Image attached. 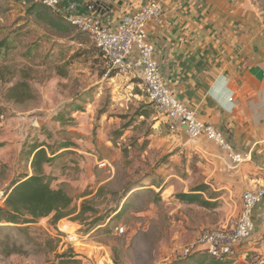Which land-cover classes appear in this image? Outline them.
<instances>
[{"label": "rangeland", "instance_id": "1", "mask_svg": "<svg viewBox=\"0 0 264 264\" xmlns=\"http://www.w3.org/2000/svg\"><path fill=\"white\" fill-rule=\"evenodd\" d=\"M30 3L0 0V40L9 43L0 50V191L31 173L32 144L59 153L68 142L43 172L75 212L0 230V264H173L204 250L206 232L230 231L242 194L261 177L173 125L146 98L138 71L108 70L86 34L28 14ZM15 82H25L30 97L6 99ZM200 184L209 188L204 198L216 193L212 206L177 198ZM257 207V229L230 264H264V198ZM69 233L76 242H66Z\"/></svg>", "mask_w": 264, "mask_h": 264}, {"label": "crops", "instance_id": "2", "mask_svg": "<svg viewBox=\"0 0 264 264\" xmlns=\"http://www.w3.org/2000/svg\"><path fill=\"white\" fill-rule=\"evenodd\" d=\"M60 0L59 16L95 14L110 27L153 0ZM147 28L161 79L203 121L221 130L254 179L264 167V0H159ZM136 60L131 52L129 62ZM136 70V69H132ZM138 71V70H136ZM139 72V71H138ZM141 77V76H140ZM219 148V147H218ZM229 160L226 151L219 148ZM260 208L253 210V219ZM260 213V212H259ZM256 230V225L254 224Z\"/></svg>", "mask_w": 264, "mask_h": 264}, {"label": "built area", "instance_id": "3", "mask_svg": "<svg viewBox=\"0 0 264 264\" xmlns=\"http://www.w3.org/2000/svg\"><path fill=\"white\" fill-rule=\"evenodd\" d=\"M55 10L60 0H29ZM234 4L241 0H223ZM163 10L159 0H153L139 9L123 15L114 27L105 24L95 14L62 15L65 22L86 34L101 52L108 70L126 73L132 69L139 71L143 91L150 103L155 105L173 125L181 128L191 138H202L213 142L226 151L231 165H240L245 157L233 152L221 130L215 128L197 115L195 109L180 101L161 79V70L153 57V46L147 38L149 24L161 21ZM131 52L136 53L134 62L128 61ZM261 184L242 194L239 214L228 232L211 231L203 234L201 244L213 258H228L235 255L236 247L250 239L254 230L253 210L264 198V167L258 168ZM4 199L0 191V204ZM77 240L75 234L66 236L67 243ZM188 253V250L185 251Z\"/></svg>", "mask_w": 264, "mask_h": 264}, {"label": "trees", "instance_id": "4", "mask_svg": "<svg viewBox=\"0 0 264 264\" xmlns=\"http://www.w3.org/2000/svg\"><path fill=\"white\" fill-rule=\"evenodd\" d=\"M26 12L35 15L39 19L46 20V22L67 34L76 29L74 26L67 24L55 10L42 5L30 3L26 8ZM8 47V42L0 40V50L2 48L8 49ZM3 79V70L1 69L0 82ZM4 95L8 100L22 101L30 97L29 87L25 82H15L6 88ZM3 113L4 109L0 106V117ZM60 146L63 152L59 153L56 151L57 148H48L49 146L43 142L30 146L29 165L31 173H25L15 179L3 191L4 199L2 204H0V230L6 229V227L8 229L12 226L23 230L24 228L22 227H26L35 223L38 219L49 216L53 223H57L59 220L69 217L75 212V208L72 206V198L63 188L51 187L50 176L43 172V166L55 163L59 157L67 153L66 151L71 147V144L62 142ZM208 189L206 184H200L188 193L182 192L177 194V198L189 203H196L203 207H210L213 205V202L210 200L215 197L216 193L210 192L209 197L204 198L202 193L207 192ZM85 211L86 208L82 204L80 214ZM80 214H77L71 220L78 219ZM63 228H66V226ZM1 233L3 234L4 232H0V240L2 238ZM233 257L213 258L205 250H199L193 255H188L173 264H230Z\"/></svg>", "mask_w": 264, "mask_h": 264}, {"label": "water", "instance_id": "5", "mask_svg": "<svg viewBox=\"0 0 264 264\" xmlns=\"http://www.w3.org/2000/svg\"><path fill=\"white\" fill-rule=\"evenodd\" d=\"M114 0H111L110 3H104V9L101 11V15L104 14L106 11L110 10L114 6Z\"/></svg>", "mask_w": 264, "mask_h": 264}]
</instances>
